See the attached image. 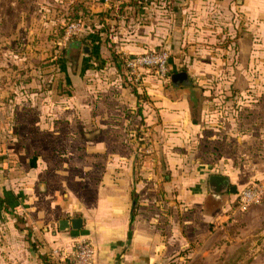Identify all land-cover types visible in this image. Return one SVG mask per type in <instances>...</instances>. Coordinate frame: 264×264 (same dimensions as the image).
I'll return each mask as SVG.
<instances>
[{
    "label": "crops",
    "instance_id": "0c3cea01",
    "mask_svg": "<svg viewBox=\"0 0 264 264\" xmlns=\"http://www.w3.org/2000/svg\"><path fill=\"white\" fill-rule=\"evenodd\" d=\"M75 1L0 0V62L7 61V44H44ZM85 1L92 12L111 7L101 0ZM129 1L112 0L115 14H132L117 21L114 35L103 33L101 24L96 30L85 27L82 36L67 41L65 52L56 55V95L46 101L48 108L39 107L51 108L50 117L39 113L28 123L15 116L14 107L20 106L7 103L8 87L1 83L0 264H41L39 253L68 264L78 238L93 246L95 264H173L230 211L227 192L215 194L208 185L216 174L231 185L227 161L225 174L208 169L217 163L198 161L195 169L202 173L186 180L178 175L188 157L181 147L189 143L187 127H201L202 113L192 117V104L199 106L201 96L194 88L205 95L202 77L214 71L206 63L215 57L205 53L216 54V49L207 51L209 44L225 39L223 47L235 45L233 57L245 63L240 66L246 83L240 94L249 90L248 84L264 94V0H143L138 6ZM161 48L169 52L168 85L148 70L139 79L126 77L112 61L113 53L130 57ZM229 49L224 50L227 59L232 57ZM18 51L17 61L41 58ZM6 67L0 63L1 76ZM180 71L186 72L189 85L170 81ZM132 84L144 99L138 100ZM241 109L247 110V104ZM230 139L225 136L226 142ZM143 140L145 149L137 143ZM225 151L231 154L227 143ZM139 152L162 156L174 176L163 177L151 158L137 176ZM202 174H208L205 181ZM15 215L32 230L37 250L29 245L27 230L15 227ZM72 218L82 220L79 230H59V220Z\"/></svg>",
    "mask_w": 264,
    "mask_h": 264
},
{
    "label": "rangeland",
    "instance_id": "374dc122",
    "mask_svg": "<svg viewBox=\"0 0 264 264\" xmlns=\"http://www.w3.org/2000/svg\"><path fill=\"white\" fill-rule=\"evenodd\" d=\"M125 16L130 18L132 14H114L116 21H114L115 19L109 21V35H114L117 32L116 27L119 19L128 20V17ZM74 22L79 21L63 18L56 28L57 32L59 27L64 29L62 37L56 36V29L52 30L50 34H47V40L44 44L37 41L34 44L18 46L16 42H13L3 48V51H7L8 57L7 61L3 60L0 63L7 64L5 69L7 73L5 76L0 75L3 77L0 79V86L2 83L8 87V98L5 97L7 103L15 105L18 102L20 108L17 110L14 107L15 116L18 113L19 116L17 117H23L28 123H31L33 117L36 118L39 113L42 114L43 118L50 117L48 113H52V109H47L46 101L56 95V91H52L54 81L59 79L56 76L59 68L56 55L65 52V33L68 25ZM79 24L81 26V22ZM179 34L176 42L179 41L182 33ZM224 40L221 39L220 41L223 43ZM222 43L215 41L214 44H209L211 45L210 48H206L211 53H213L212 49H216L214 50L216 54L205 53V56L215 57L212 62L209 60L206 63L208 68L214 71L218 69V71H213L211 75L210 71H207L206 75L202 77V85L206 87V93L203 95L201 90L199 106L192 104V117L198 118V112L202 113L201 127L196 126L197 130L187 127L186 138L189 139V143L181 148L188 157L185 158V170L178 175H183V179L193 180L200 172L195 169L198 161H207L210 164L217 163L218 166L208 169L225 174L224 164L227 161L228 168L232 169V173L227 174L230 175L228 177L231 185L236 186V192H227L224 195V198L229 200L228 208L230 207L227 217L222 216L215 223L210 224L206 235L204 234L205 230H203L202 235L205 237L198 239L195 248L193 247V250L186 254L181 261L173 264H225L229 260H233V264H264V94L262 92L257 93L256 86L251 87L249 84L247 85L249 90L246 92L245 89L244 96L240 94L241 88L244 90L246 84L240 76V66L243 65L244 68L245 63L233 57L232 53L234 54L236 51L235 45L228 43L227 47H223ZM225 48L231 52L232 57L229 59H227L228 54L225 55L224 53ZM17 50L19 53L41 54V58L32 60L25 57L24 60L17 61L15 60ZM248 65L251 66V62H248ZM121 70L125 71L126 77L129 76L125 65L121 66ZM145 70L154 74L152 69ZM155 76L157 75L155 74ZM164 78L166 85H168L169 79ZM157 79L161 80L162 78L157 76ZM255 79L253 78L249 83H254ZM202 103L204 107L201 111L199 107ZM244 104H247L248 109L242 111L241 108ZM40 106L47 108H39ZM11 113L9 110V116ZM152 113L153 116H156L155 109H152ZM241 113H244L243 121L240 120ZM230 135L232 139L226 142L225 136ZM240 135L245 138L243 141L239 139ZM199 136L201 141H198ZM137 143L138 147L145 149L146 141H137ZM225 143L230 145L229 152L231 154L229 155L225 151ZM151 144L154 146L155 143ZM137 154V176H140L138 172L143 167L142 163L148 158L155 161L157 166H161L163 177L166 173V179L174 176L166 171V163L162 156L150 157V154L146 155L144 152ZM214 171L206 172L213 174ZM257 171L263 176L256 177ZM208 174L205 176L202 174L203 181ZM252 184L260 188L261 199L259 203L251 204L241 210L237 204V193Z\"/></svg>",
    "mask_w": 264,
    "mask_h": 264
},
{
    "label": "built area",
    "instance_id": "2783aa9c",
    "mask_svg": "<svg viewBox=\"0 0 264 264\" xmlns=\"http://www.w3.org/2000/svg\"><path fill=\"white\" fill-rule=\"evenodd\" d=\"M108 3L109 0H101ZM79 22L70 23L67 27L64 41H68L69 36L80 32ZM169 52L166 48L152 50L134 56H125L124 65L129 76L139 79L141 70L152 69L159 78L167 75V63ZM261 191L257 185L247 186L237 193L239 209L243 210L251 204L259 203ZM68 264H95L93 246L84 238H78L74 243L72 259Z\"/></svg>",
    "mask_w": 264,
    "mask_h": 264
},
{
    "label": "trees",
    "instance_id": "16d2710c",
    "mask_svg": "<svg viewBox=\"0 0 264 264\" xmlns=\"http://www.w3.org/2000/svg\"><path fill=\"white\" fill-rule=\"evenodd\" d=\"M142 1L143 0H130L129 2H130V4L138 6V5H141ZM109 4L111 5V7L106 9L105 11L92 12V9H91L92 5L90 3H88L87 1H84V0H76L74 2V4L71 6V8L67 11V13L65 14L64 17L66 20H76V21L81 22V30L78 34H76V33L72 34V36L69 37L68 41L76 38V36H82L85 27H90V28L96 30L95 24H101L103 33L108 35L109 28H110V27H108L109 21L115 19V17H114L115 12H113V8H112L113 7L112 6V0H109ZM99 31L100 30H97L95 32H99ZM63 32H64V29L62 27H59L58 32L56 29V36L62 37ZM85 39H87V37ZM86 41H88V39ZM161 49H163V48H161ZM60 54H62V53H60ZM124 60H125V56H122V54H115V53L112 54V61L114 62L115 66L117 67V69L119 71H122L121 66H124ZM132 89H133L132 91L134 92V94L136 95L138 100L144 99V97L142 96V93L137 92L134 84H132ZM2 203H3V201L0 198V211L2 209H4ZM237 204H238V201H237ZM15 220H16L15 221V227L21 231L27 230L26 239H27L29 245L33 249L37 250L36 242L31 238L32 230L25 225L26 221L18 215H15ZM38 256H39V260H40L41 264H64V263H61L57 260H54L53 258H51V256H49L48 254H45V253L44 254L39 253ZM233 263H234L233 260H229L225 264H233Z\"/></svg>",
    "mask_w": 264,
    "mask_h": 264
},
{
    "label": "water",
    "instance_id": "95a60500",
    "mask_svg": "<svg viewBox=\"0 0 264 264\" xmlns=\"http://www.w3.org/2000/svg\"><path fill=\"white\" fill-rule=\"evenodd\" d=\"M170 81L173 84L179 83V84H186L189 85L190 81L188 80V76L186 72L180 71L173 73L170 76ZM194 90L198 93H200V88L196 87ZM190 91V90H188ZM209 190L215 194L222 193L226 190L228 187V178L226 176L222 175H211L209 178ZM229 192L235 193L236 187L233 185H230ZM82 226V220L80 218H72V219H63L58 221V228L61 231L67 230V229H73V230H79Z\"/></svg>",
    "mask_w": 264,
    "mask_h": 264
},
{
    "label": "flooded vegetation",
    "instance_id": "af4514ba",
    "mask_svg": "<svg viewBox=\"0 0 264 264\" xmlns=\"http://www.w3.org/2000/svg\"><path fill=\"white\" fill-rule=\"evenodd\" d=\"M229 187H230V186H228V187L226 188V190H225L226 192H229Z\"/></svg>",
    "mask_w": 264,
    "mask_h": 264
}]
</instances>
